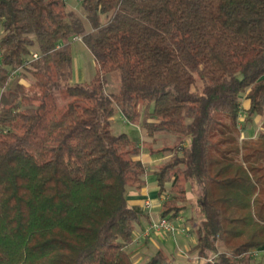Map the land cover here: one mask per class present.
Listing matches in <instances>:
<instances>
[{
	"label": "trees",
	"instance_id": "obj_1",
	"mask_svg": "<svg viewBox=\"0 0 264 264\" xmlns=\"http://www.w3.org/2000/svg\"><path fill=\"white\" fill-rule=\"evenodd\" d=\"M81 3L88 31L65 0H0V264H254L264 255V0ZM76 37L96 63L89 83H73ZM117 111L144 143L177 140L150 151L165 157L154 170L161 218L187 208V184L197 197L185 263L132 255L145 211L129 195L146 188L148 168L141 144L113 132ZM255 116L263 130L242 138Z\"/></svg>",
	"mask_w": 264,
	"mask_h": 264
},
{
	"label": "rangeland",
	"instance_id": "obj_2",
	"mask_svg": "<svg viewBox=\"0 0 264 264\" xmlns=\"http://www.w3.org/2000/svg\"><path fill=\"white\" fill-rule=\"evenodd\" d=\"M65 3L70 10L77 13L84 20L86 30L87 31L90 30V26L85 18V14L82 9L81 0H65ZM71 52H72V58H73V83L74 84L89 83L90 81L94 79L96 75V63H95L93 55L91 54L89 49L85 46V44L82 41H73L71 43ZM17 78H19V76L14 79H17ZM19 82L24 85H28L27 81H25L22 77L19 78ZM119 86H120L119 74L117 72L109 74L107 76V87H106L107 92L117 93L119 90ZM1 93H2V90L0 89V95ZM245 103H249V102L243 97L241 101L242 107H244ZM243 118L244 116L242 117V120L244 121ZM261 124L263 125L262 118H260L259 116H255L253 118V121L249 123V129H253V130L261 129L260 128ZM241 127L243 129L244 127L243 123L241 124ZM112 130L116 134L126 133L134 141L141 144L140 145L141 153H140L139 159H141L142 162H144V164L148 168V172L146 174L147 190H148V194L151 196L149 197L150 200L154 199L155 198L154 196H158L157 178H156L154 170L160 167L161 162L163 163V161L165 160L163 158L165 157L161 155L158 156V155L152 154L150 151L151 149L150 147H152L151 150L153 149L157 150L166 145L173 146L175 143H177L176 138L172 136H168L166 134H160L158 136L159 141L157 144H152L151 141H148L149 143H144V140H146L145 139L146 137H145V133L141 130V127L137 126V124H132L128 122L126 118L121 114L120 111H117L114 117L112 118ZM186 204L188 203L183 202V201L176 203V205L178 206H182ZM188 206L189 207L183 210L184 213H182L185 220L191 219V217L194 215L196 216V218H199L196 210H195L196 213L193 215L192 209L190 208V207L196 208L195 200L192 201L191 203L189 202ZM178 224L183 225L184 223L180 222V223H177V225ZM147 260L148 259H145L143 262H146ZM179 260L181 261H178V262L181 263L182 260L184 259L180 258ZM257 260L259 261L264 260V255L262 254ZM136 262H139V261H136ZM185 262L186 261H184V263ZM192 263L197 264L196 261H192Z\"/></svg>",
	"mask_w": 264,
	"mask_h": 264
},
{
	"label": "crops",
	"instance_id": "obj_3",
	"mask_svg": "<svg viewBox=\"0 0 264 264\" xmlns=\"http://www.w3.org/2000/svg\"><path fill=\"white\" fill-rule=\"evenodd\" d=\"M248 107H249V103H245L243 108L248 109ZM242 123L243 122H241V124ZM241 124H240V129L242 131V138L244 139L256 138L258 134L263 130L262 124L260 125L261 129H257V130L249 129V124L244 125L242 129ZM185 189H186V198L188 203L189 202L191 203L194 200L196 202L197 197L195 196L191 185L187 184L185 186ZM149 197L151 196L148 194L147 186L145 189H142L140 191H132L129 195V204L131 206H138L144 209L145 211V215L140 219L139 223L136 226V230L134 234V243L130 247L133 257L136 259V261L140 262V261H144L145 259H149L157 251L163 250L168 254L174 255L178 261H181L179 260L180 258L184 259L182 260L181 263H183L184 261H188L189 259L188 254L191 248L196 244V237L192 233V230L196 222L199 220L194 215L197 212V209L190 207L194 215L191 217V219L185 220L182 214L184 212H182L181 215L177 219H175L176 225L177 223L180 222L184 223L183 225L178 224L177 226L179 227V229L182 230L185 229L186 233L178 232L175 235H170V234L164 235V234H158L152 232L148 238H143L142 235L150 227L151 222L160 219L162 212L159 195L154 196L155 197L154 199L151 198L152 200H150ZM146 202H150L151 207H147ZM254 264H264V260L262 261L256 260Z\"/></svg>",
	"mask_w": 264,
	"mask_h": 264
},
{
	"label": "built area",
	"instance_id": "obj_4",
	"mask_svg": "<svg viewBox=\"0 0 264 264\" xmlns=\"http://www.w3.org/2000/svg\"><path fill=\"white\" fill-rule=\"evenodd\" d=\"M74 41H81L80 38L76 37ZM1 52H0V61H1ZM38 59L37 55L33 56V60ZM20 74V71H13L11 73V79H14L18 77ZM147 207H151L150 202H146ZM158 233V234H170V235H175L178 232L186 233V230H180L176 226V222L173 220H170L168 218H160L157 221H152L150 224V227L143 233V238H148L149 235L152 233ZM264 253V252H263ZM255 256H258V253H254Z\"/></svg>",
	"mask_w": 264,
	"mask_h": 264
}]
</instances>
